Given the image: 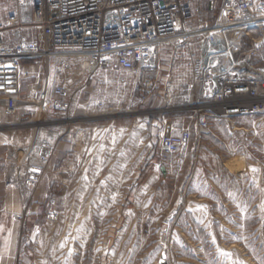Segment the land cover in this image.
<instances>
[{"label": "built area", "instance_id": "obj_1", "mask_svg": "<svg viewBox=\"0 0 264 264\" xmlns=\"http://www.w3.org/2000/svg\"><path fill=\"white\" fill-rule=\"evenodd\" d=\"M263 44L264 0H0V111L32 109L30 137L19 147L10 136L6 166L32 194L75 126L102 140L121 119L163 111L168 168L194 128L264 113ZM147 98L155 107L135 104Z\"/></svg>", "mask_w": 264, "mask_h": 264}, {"label": "rangeland", "instance_id": "obj_2", "mask_svg": "<svg viewBox=\"0 0 264 264\" xmlns=\"http://www.w3.org/2000/svg\"><path fill=\"white\" fill-rule=\"evenodd\" d=\"M61 62H50L52 74L60 73ZM260 62L264 64V44ZM46 68L45 62L41 69ZM29 82L32 80L25 83L24 98ZM31 110L22 108L14 117L2 114L1 124H19L13 130L0 131V142L8 147L12 136L19 147L26 143L31 131L24 123L32 116ZM147 113L142 117L163 116V111ZM77 126L60 146L65 151L58 152L45 177L58 190L63 183L78 179L106 180L108 189L95 190L96 201L82 206L70 201L64 207L54 195L49 197L48 213L52 217L58 211L64 213V226L68 223L69 228L24 237L21 250L29 253L30 264H157L163 254L170 264H264V113L236 118L234 124L216 122L204 135V205L174 203L171 189L178 184L169 181L159 185L150 181L145 187L130 189L129 198L122 203L121 169L127 160L135 166L150 164L148 151L151 155L158 150L157 126L146 145L129 142V157L120 126L116 134L95 141L93 132L86 130L80 144H74ZM82 166L104 167L105 171L82 177L83 173H74ZM169 166H173L171 159Z\"/></svg>", "mask_w": 264, "mask_h": 264}, {"label": "crops", "instance_id": "obj_3", "mask_svg": "<svg viewBox=\"0 0 264 264\" xmlns=\"http://www.w3.org/2000/svg\"><path fill=\"white\" fill-rule=\"evenodd\" d=\"M74 77L72 81L74 84H79L83 80L77 74ZM139 101H136L135 104H140V108L143 110L150 109L156 105L155 99L147 98L145 103H140ZM83 112L84 110H79V113ZM115 125L120 126L122 129L121 135L124 136L122 145L127 157H129V142L131 140H137L146 145L145 141H149L155 135L154 126H157L156 136L158 137V150L151 155L150 151H148L150 158L148 166L143 164L130 165L128 158L126 159V164L121 169L122 178L120 180V186L125 190L122 203L129 198L130 189L145 187V184L150 181L156 182L158 185L169 181L170 185L172 182L178 184L177 187L171 189L175 193L173 195L174 203L176 201V203L182 202L185 205H204V199H207L204 198V135L206 136L204 131L199 132L194 128L190 142L179 153L171 157L173 166L167 168L163 164L158 165L160 163V119L152 117L150 120L141 116L116 122ZM82 134H87V132L84 133L80 130L75 133L74 144H80ZM63 144L65 142L59 145V151H57L49 165L47 173L52 168L54 159H57L60 152L65 151L64 148L60 149ZM8 148L0 142V264H30L29 253L21 250L24 237H32L36 232H67L69 228L68 223L67 226H64L67 218L61 211H58L53 217L49 216L48 198L54 195L57 204L64 207L70 201H72L73 205L78 204L80 206L92 204L93 200L96 201L95 190H107L109 182L106 180L97 182L95 180L85 181L78 179L75 182L63 183L58 190L52 187V184L44 177L32 194H26L15 183V175L11 167L6 166ZM74 149L75 151L79 150V146H75ZM142 161L144 162V160ZM103 171H105L104 167L82 166L78 170L76 169L74 173H79V175L83 173V177L85 174L102 173ZM52 190L61 192H51ZM106 197L107 195L105 194V204L107 201ZM24 211L26 212L24 217L18 219L17 215ZM60 222L62 223L60 224ZM72 232H75V230Z\"/></svg>", "mask_w": 264, "mask_h": 264}, {"label": "bare ground", "instance_id": "obj_4", "mask_svg": "<svg viewBox=\"0 0 264 264\" xmlns=\"http://www.w3.org/2000/svg\"><path fill=\"white\" fill-rule=\"evenodd\" d=\"M2 121H4V119H3V117H2V113H1V111H0V123H3ZM15 122H16V121H15ZM14 124L17 125V124H19V123L17 122V123H14ZM26 124H27V123H26ZM26 124H25V125H26ZM29 124H31V123H28V125H29ZM15 127H18V126H15ZM79 151H80V150H79Z\"/></svg>", "mask_w": 264, "mask_h": 264}, {"label": "water", "instance_id": "obj_5", "mask_svg": "<svg viewBox=\"0 0 264 264\" xmlns=\"http://www.w3.org/2000/svg\"><path fill=\"white\" fill-rule=\"evenodd\" d=\"M164 169V168H163ZM160 261H166V254H163L162 258L160 259Z\"/></svg>", "mask_w": 264, "mask_h": 264}]
</instances>
